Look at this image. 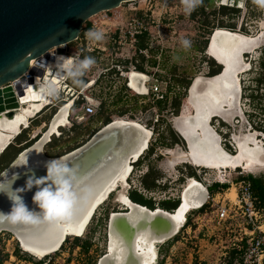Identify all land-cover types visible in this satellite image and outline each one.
<instances>
[{"label": "rangeland", "instance_id": "rangeland-1", "mask_svg": "<svg viewBox=\"0 0 264 264\" xmlns=\"http://www.w3.org/2000/svg\"><path fill=\"white\" fill-rule=\"evenodd\" d=\"M207 1L206 3L202 2L190 13L185 11L181 0H146L124 3L118 9L100 13L97 17L89 19L87 22L91 26L83 33L81 41L67 45V56L75 58L76 62L75 67L66 76L68 79L64 76L60 84L67 79L68 88L73 86L75 80L77 81L75 78H78L81 71L86 69L83 78L90 80V85L83 94L97 101L100 106L97 114L86 123L59 129L57 136L52 137L51 142L44 147L45 155L55 158L78 148L96 131L105 126V118L108 116L111 117L112 121L119 118L138 122L148 130L151 128L153 137L147 151L133 164V171L127 179V184L125 185V181L119 183L117 188L97 208L83 236L79 237L78 243L73 237H68L56 254L36 258L20 249L13 236L2 233L0 235L1 264H29L30 262L35 264L39 261H46L48 258L53 260L58 256L59 264L63 262V257L67 258L68 256L76 260L75 264H96L106 252L108 216L113 212L124 210L120 201L123 202V199L129 197L132 191H137L144 198L151 199L154 202V208H161V202L165 200H178L186 185L194 181L190 180L192 178L202 181L209 188L215 183L232 184L239 176L252 175L264 178V166L261 164V166L255 167L253 164L247 163V155L241 152L246 144L261 143L264 147V85L257 83L261 71L259 67L261 59L264 61V6L256 3L255 0H250L251 3L248 8L243 6V9L237 13L221 15V6L218 7L220 0ZM239 8H242L241 4ZM234 9L236 10V8ZM132 18L146 20L151 28V32L146 33L148 35L149 58L147 61H142L141 57H135L136 67H142L146 73L154 70L157 77L156 83L167 94L166 104L157 106L159 110L157 123H154L157 117L153 116V105L147 103L144 97L136 95L127 88L126 78L121 75L116 67L119 64L120 69L122 66L124 67V73L128 72L126 48H129V43L127 40H119L118 34H116L115 39L117 43H114L113 34L118 33L119 30H124ZM157 26H159L158 33ZM228 26H233V29L227 28ZM216 29L238 32L244 35L246 42L251 44L250 51L240 57L242 62L240 72L231 73L229 81H223L224 84L220 82L224 75L215 78L219 81H217L218 87L214 94L220 99V104L219 107L212 104V107L219 108V112L212 115L218 114L224 122L221 119H210L213 117L210 115L208 124L211 125L208 126L210 134L215 140V147L218 149L222 147L232 154V161L226 165L215 164L216 162L212 159L192 149L190 140L194 136L195 139L202 137L194 131L196 126L179 125V120L184 121L185 117L192 113L191 105L188 102L194 101L192 106L195 110L202 111L201 108H196L198 103H196L194 96L189 98L188 87L197 77H210L211 61H215L207 50V43L210 35ZM91 31L103 33L104 38L102 40L92 39L89 35ZM182 38L192 41L190 49L183 47L180 42ZM119 42L120 45H118ZM86 43L95 50L93 52L86 51ZM96 47L100 49L97 50ZM102 49L105 50L102 52L100 51ZM78 52L79 56L77 55ZM82 54L95 58V65L82 68L80 64L84 60L81 59ZM215 64L218 63L215 62ZM72 72H74V78L71 76ZM229 73L230 71L227 72V75ZM92 82L94 85L91 87ZM229 83L228 87L227 84ZM239 83L240 98L236 96ZM230 90L232 94L230 93V99L227 100L225 95L229 94ZM72 93L69 89L62 88L58 99L56 97L51 98L50 104L31 117L29 128L22 130L19 136L13 138L10 141L11 144L0 155L3 156L0 159V165L6 163L7 167L13 157L17 155L16 153L25 147L26 143L31 144L37 140L45 131L57 108L62 104L61 101L65 102L71 99ZM250 95L252 96L250 97ZM75 97L77 98V93ZM238 98L244 116L236 111ZM175 99L180 102V109L177 114L171 107ZM200 99L202 96L197 99L198 102ZM50 105L54 107L51 108ZM76 107H78L77 104ZM237 115L240 116V119H235ZM177 118L180 119L175 120ZM190 128H193V131ZM177 132L186 138L188 145H190L189 152ZM246 135L247 138L244 140ZM172 136H177L180 141L172 143ZM152 146H154V150L151 155H148ZM177 148H181L183 152L180 154L174 152ZM220 151L222 152L221 149ZM236 151L238 154L236 153L235 156ZM250 164L251 166H249ZM149 170H152L153 174L157 176V184H159V188L152 192L143 191L141 186V177ZM193 174L194 177H192ZM201 213L202 211H196L186 215L187 221L190 217V226ZM186 232L187 228L182 229L178 236L157 245L158 264L161 262V264H213L216 262L212 253L214 245H211V241L208 239L210 232H205L203 229L192 232L189 234L190 239L186 238ZM184 237L185 239H182ZM86 240L90 242V247L84 251L82 243ZM15 250H19L18 255H15Z\"/></svg>", "mask_w": 264, "mask_h": 264}, {"label": "water", "instance_id": "water-1", "mask_svg": "<svg viewBox=\"0 0 264 264\" xmlns=\"http://www.w3.org/2000/svg\"><path fill=\"white\" fill-rule=\"evenodd\" d=\"M136 1L145 0H0V120L13 119L15 110L20 108L12 83L27 73L31 62L36 67L45 69L55 61V55L67 54V45L79 40L83 26L89 19L118 9L124 3ZM250 47V43L241 34L213 31L207 50L215 49L213 60L221 66L220 73L215 76H221L232 65L240 68V57L247 54ZM136 75L133 86L130 85L131 78H126L127 88L138 96H144L147 90L139 94L138 89L145 88L147 77L140 72ZM215 76L194 79L188 87L189 98H193L195 93L211 91L213 86L210 81ZM64 107L66 104L57 108L41 136L0 172V213L9 214L13 201L18 200L19 196L30 211L40 213L41 210L33 202L36 188L19 191L26 179L32 175L45 176L46 161H59L61 165L66 164L73 169L69 176L73 201L67 213H61L52 220L38 218L17 222H10L6 216L0 215V233L13 236L20 249L23 250V245H26L31 250L42 253L43 257L56 254L69 236L79 238L80 236L74 235L85 232L97 208L113 192L114 186L125 175L128 165L131 163L133 166L152 139V134L148 136V132L140 124L115 120L96 131L78 148L59 157H48L44 153V147L59 132L54 130V126H57V130L67 126H60V111ZM69 110L70 108L66 113V124ZM196 116L193 111L188 117V123L198 124L200 130H206V120ZM213 116L221 119L218 114ZM200 120L203 122L202 126ZM208 134L209 140L204 137ZM204 136L201 141L196 140V149L207 156L218 153L210 133L207 131ZM181 139L186 149H189L188 142L183 137ZM220 149L230 154L222 147ZM176 150L183 151L181 148ZM241 152L264 165V147L261 144H246ZM54 178L57 183H62L63 172H58ZM209 196V187L197 179L182 190L179 205L173 211L161 208L151 210L127 196L125 202H120L124 210L108 216L106 252L96 264H143L150 260V264H158L157 245L178 236L187 223L186 215L202 210ZM183 207L186 210L182 220H177L176 214ZM139 242L144 243V248L138 247ZM147 248L150 252L145 250Z\"/></svg>", "mask_w": 264, "mask_h": 264}, {"label": "built area", "instance_id": "built-area-1", "mask_svg": "<svg viewBox=\"0 0 264 264\" xmlns=\"http://www.w3.org/2000/svg\"><path fill=\"white\" fill-rule=\"evenodd\" d=\"M220 6L227 8L239 7L238 0H220L218 7ZM151 23L153 24V22ZM156 28L158 33L159 26ZM150 29L149 23L146 20L141 18H132L128 21L124 30H119L118 33L115 32L113 34L114 36L112 40L114 43H117L115 41L116 34H118L117 38L119 40H127L129 43V48H126V60L128 61L127 64H129L127 68L128 72H123V66L121 67L122 69H120L119 64L116 66L124 78H127V75L133 71L138 72L136 68L137 61L135 60L137 55L144 57L145 61L149 58V49L139 50L137 53L136 44L138 36L151 32ZM121 44L124 45L123 43ZM118 45H120V42ZM96 49L99 50L100 48L96 47ZM85 50L93 52L95 49L86 43ZM104 50L105 49L100 51L103 52ZM122 50L124 49L122 48ZM77 55L79 56V52ZM71 60V67L68 72L64 73L65 77L75 67V58H71ZM80 64L81 67L84 68L82 62ZM140 73L145 74L147 77V81L145 82L147 93L141 97H144L147 103L153 105V116L157 117V119L154 120V123H157L159 112L157 106L160 101L166 99V91L156 83L157 77L154 70L150 73H146L145 71ZM67 79H65L63 83L61 82L60 85L61 89H69L70 93L73 92L71 99H68L65 102L63 100L61 101L64 105L71 102L66 127L79 126L86 123L91 117L95 116L100 105L97 101L92 98H88L83 94L85 91L84 88L80 92L68 88L66 83ZM74 92L77 93V98L81 96L84 99V102H82L78 107H76L77 98H74L76 94ZM59 95L55 93L53 97L58 99ZM149 131L153 137V130L150 128ZM230 188H233L235 191L234 200L228 198L226 194ZM202 229L205 232H210L208 239L211 241V245H214L212 253L214 258H216V262H213V264H264V205L261 204V202L253 195L252 186L249 181L241 180L233 182L232 184L230 183L228 188L225 190H220L210 194L208 202L203 208L202 213L199 214L198 218L191 226L189 225L187 227V232L185 234L187 236L186 238L190 237V233L201 231ZM1 234L2 233H0V235ZM182 239H185V237ZM12 240H14L13 237ZM232 255L233 259L231 262ZM63 258L64 259L61 264H75L76 260L70 256ZM51 259L52 258H48L45 261V264H59V256L53 260ZM29 264L34 263L30 262Z\"/></svg>", "mask_w": 264, "mask_h": 264}, {"label": "bare ground", "instance_id": "bare-ground-1", "mask_svg": "<svg viewBox=\"0 0 264 264\" xmlns=\"http://www.w3.org/2000/svg\"><path fill=\"white\" fill-rule=\"evenodd\" d=\"M215 31H218V33H220V32L223 33V32H227L229 30L216 29ZM232 32H234V31H232ZM234 33L237 34V35H240V33H238V32H234ZM242 36L244 37V35H242ZM209 52H210V55L212 56V59L215 58V55H216L215 49L211 48L209 50ZM55 57H56L55 58V61L53 63H49V65L45 69H43V70L40 69V68H38V67H36L31 62V65L29 66V69H28L27 73L24 76H22L20 79H18L15 82L12 83L13 92L15 93V96H16V98L18 100V103H19L20 108L18 110H15V116H14L13 119H11V120H6V119L0 120V155L7 149V147L9 146V144H11L10 141L13 138H15L16 136H19L20 133L22 132V130L29 128V125H30L29 124V119L31 117L35 116L37 113H39L43 107H45L46 105L50 104L51 103V98L53 97V95L55 93L57 94V92L60 91V89H61L60 88V85H61L60 84V81L63 79L64 73H66V72L69 71V68L71 67V61L72 60L67 55H55ZM240 62H241V58H240ZM61 63H63V64H61ZM241 68H242V62H241L240 68L239 67H234V65H232L231 68L227 67L226 71L221 75V77L223 75L224 76L222 77V79L220 80V82H223V81L226 82V80L228 82L229 81L228 79L231 76V73L234 72V74H236L237 72H240L238 69L241 70ZM228 71H230L229 75H227V72ZM136 73L137 72L133 71V72H131V73H129L127 75V78L128 77L131 78V84H130L131 86H133V83H134L133 82V78L137 76ZM43 75H45V77L43 78V81H42ZM218 77L219 76H215V78H218ZM199 78H201V77H197L195 79L199 80ZM215 78L212 81H210L211 84H212V86H213V89L211 91L205 90V91H202L200 93H195L193 95L194 98L197 101L196 103H198V105H197L196 108H201V110H202L201 112L196 111L195 108L192 106V103H194V101H192V103L191 102H188L191 105V106L189 105L191 107V111H192L191 115L193 114V111H195L196 114H197L196 117H198V119H205L206 120V123H205L206 130L209 133H210V130H209V126H208V122H209L208 120L210 118V115L212 117L213 116L212 114H214L216 112H219V108L212 107V104H213V106H218V107H219V104H220V102H219L220 99L217 96H215V94H214V92L216 91V88L218 87V82L217 81H219V80H215ZM225 82H223L222 84H224ZM46 85H50L52 87L53 91H51V92L47 91L46 88H45ZM229 85H230V83L227 84L228 87H229ZM136 89H138V88H136ZM138 92H139V94L140 93L143 94L144 92H146V88L140 87L138 89ZM228 93L229 94L225 95V98L227 100L230 99V93L232 94L231 90ZM203 95H205V96H203ZM201 96H202V99H200V102H198L197 99L200 98ZM208 96H209V98H208ZM216 100H217V102H216ZM214 101L216 103H214ZM202 102H205V103H202ZM51 106L52 105H50L49 107H51ZM70 106H71V102L68 103V104H66V107L62 108V110L60 111L61 112L60 115H62L61 123H60L61 125L60 126L67 125L65 118H66L67 109L70 108ZM189 116L190 115H188L187 117H185V120L184 121L179 120V125H182L183 124V126H186V125L189 124L191 126L192 124L191 123H188V121H187ZM213 117L214 118H217L216 116H213ZM180 118H177L175 120H178ZM217 119H219V118H217ZM128 122H130V121H128ZM134 123H137V122H134ZM172 123H174V122H172ZM199 123L201 125L203 123L202 120H200ZM209 125H211V124H209ZM193 126H196L194 131L198 132L197 134L201 135L202 137L204 136L205 132H207L204 129L203 130L202 129L200 130V128H198V126H199L198 124H193ZM56 128H57V126H54V130L56 132H58L59 130H57ZM144 129L148 132V136H151V132L147 128H145V127H144ZM190 129H192V131H193V128H190ZM211 132H212V126H211ZM177 133H178V135L181 138L183 137L179 132H177ZM202 137H200L198 140L201 141L202 140ZM204 137L207 138V140L210 139L209 134L207 136H204ZM184 139L186 140V138H184ZM212 139H213V144L215 146V140H214V138H212ZM196 140L197 139H195V136H194L193 139L190 140V145L192 146V149H194L196 152H199L196 149L197 146H198V145H195L196 144ZM149 144H150V142H148V144H147V149L149 148ZM215 149L218 150V153L213 154L211 156H207V155H205V156L207 158H210L213 161H215L216 162L215 164H220V165L230 164L229 162L232 161V157H231L232 154H229L228 155L225 152H224L225 153L224 154L223 151L221 152L220 149H218L217 147H215ZM146 150L144 152H146ZM186 150L188 152L190 151L189 149H186ZM175 151L178 152L179 154L183 152V151L179 152L177 150H174V152ZM144 152H143V154H144ZM236 153H237V151L234 153L235 156H236ZM247 157H246L247 158V161H248L247 163H251L255 167L261 166V164H259L256 161L255 158H252L250 156H247ZM251 164L249 166H251ZM132 171H133V166L130 163L128 165V168H127V171H126L125 175L114 186V190L117 188V186H118L119 183H123L125 181L126 182L125 185L127 184V179L129 177V175L132 173ZM190 180H194V181H191L189 183V185L195 182V179H193V178L190 179ZM226 194H227V196H229V198L231 200H234V198H235V191H234L233 188H230L226 192ZM125 200H126V197L123 199V202H125ZM185 210L186 209L183 207V208L180 209V211H178V213L176 214L177 220H182V215H183V213H184ZM66 229H68V228H66ZM77 233H80V231H78ZM83 234L82 235L75 234L74 236H78V237L80 236V237H82ZM69 237H72V236H69ZM138 247L139 248H144V243L139 242ZM145 250L146 251L147 250L149 251L148 248L145 249ZM23 251L26 252V253H28V254H30L33 257H36V258H42L44 256L42 253H39V252H36V251L31 250V248H29L26 245H23ZM153 255H155V253ZM150 259H152V258H150ZM150 261H145V262H143V264H150Z\"/></svg>", "mask_w": 264, "mask_h": 264}, {"label": "clouds", "instance_id": "clouds-1", "mask_svg": "<svg viewBox=\"0 0 264 264\" xmlns=\"http://www.w3.org/2000/svg\"><path fill=\"white\" fill-rule=\"evenodd\" d=\"M202 2L203 0H181L185 11L189 13L200 6ZM246 2L247 0H238V6L241 4L242 8L236 7V9L242 10ZM255 2L264 6V0H255ZM89 35L94 40H102L104 38L103 33L97 31H91ZM180 42L185 49H190L192 46V41L189 39L182 38ZM95 63V58L90 56H86L82 61L85 68L95 65ZM74 83L79 84L81 81ZM45 88L49 92L53 91L50 85H46ZM45 168V176H29L25 181V185L19 189L20 192H24L30 191L34 187L36 188L33 194V202L38 206L41 212L35 213L30 211L23 202L22 197L19 196L18 200L13 201L11 212L9 214L0 213V215L6 216L10 222H17L21 220H35L38 218L52 220L57 218L59 214L68 212L72 207L73 201V193L69 188V176L73 173V169L66 164L61 165L59 161H46ZM60 171L63 172V182L57 183L54 177L55 174ZM49 177L53 178L49 179Z\"/></svg>", "mask_w": 264, "mask_h": 264}, {"label": "trees", "instance_id": "trees-1", "mask_svg": "<svg viewBox=\"0 0 264 264\" xmlns=\"http://www.w3.org/2000/svg\"><path fill=\"white\" fill-rule=\"evenodd\" d=\"M203 2L206 3L208 1L207 0H203ZM250 3H251V1L250 0H247L245 6H247V8H248L249 5H250ZM237 12H239L238 9L235 10L234 8H231L230 9V8H227V7H221V11H220L221 15H227L229 13L233 14V13H237ZM89 28H90V24L87 22L85 24V27L83 28L82 33L80 34V37ZM221 28H222V26H221ZM227 28L233 29V26H231V27L228 26ZM147 36L148 35L146 33L138 36V38H137V44H136V52L137 53H138L139 50L148 49ZM86 56H88V55L87 54H82L81 59H84ZM137 56L141 57V60L142 61H145L144 57H142L140 55H137ZM124 63H126V62H124ZM76 67H77V64H76ZM259 67H260L261 71H260V76L257 78V83H258V85H264V61L262 59H261V62H260ZM136 68L140 72H143L144 71L142 67H138L137 66ZM210 68H211V72H210V75H209L210 77L219 74L220 71H221V66L215 64V62H213V61H211ZM85 71H86V69H83L81 71L80 75L78 76V78L77 77L75 78V79H77V81L75 80V82H80L81 81V83H79V84H77V83L72 84L73 86H71L72 87L71 89H74L75 91L80 92L90 82V80H86V79L83 78V76L85 75ZM71 74H72L71 75L72 78H74L75 77L74 76V72H72ZM251 96L252 95H250V97ZM78 99L76 101V104L79 106V104H81L82 102H84V99H82L81 96H79ZM166 101H167V97L163 101H160L158 103V105H160V104H166ZM171 107L175 111V113L177 114L178 111H179V109H180V102H178L175 99L173 101V104H172ZM119 117H121V116H119ZM115 120H122V119L117 118V119H114L113 121H115ZM125 121H128V120H125ZM110 122H112V120H111V117L108 116V117L105 118L104 125H106V124H108ZM130 122H135V121H130ZM177 141H180V139L177 136H174V137L172 136V143H176ZM31 144L30 143H28V144L26 143L25 147L22 148V149H20V151L18 153H16V154L18 155L22 150H24L25 148H27ZM153 150H154V146L151 147V149L148 152V155H151V153L153 152ZM17 155H15L13 157V159ZM1 157H3V156H0V159H1ZM0 164H1V161H0ZM5 164L3 163V165H0V168H1L0 169V172H2L5 169V167H6ZM192 177H194V174H193ZM241 180H247V181H249L251 183L253 195L261 202V204L264 205V178L263 177H254L252 175L239 176L237 179H235V182H238V181H241ZM157 181H158L157 176L153 174L152 170L147 171V173L144 174L141 177V186H142L143 191L145 190V191H151L152 192L156 188H159V184H157ZM228 185L229 184L215 183V184H213L209 188L210 194H213V193H215L217 191H220V190H225L226 188H228ZM129 198L133 202L138 203L140 205H143V206H145V207H147V208H149L151 210L152 209H155L154 208V202L151 199L144 198L137 191H132L130 193V195H129ZM178 205H179V199L178 200H174V201L173 200H165V201L161 202V205L160 206H161V209H164L166 211H173V210H175L178 207ZM202 210H200V211H202ZM188 218L190 219V217H188ZM189 219H188V221H187L184 229H186L189 226ZM74 240H75L76 243H78L80 241L79 238H74ZM82 245H83L84 251H87L89 249V247H90V242L88 240H86L84 243H82ZM18 251L19 250H15V255H18V253H19ZM232 259H233V255L231 256V262H232ZM1 263H2V260L0 259V264ZM35 264H45V261H42V262L39 261V262H36Z\"/></svg>", "mask_w": 264, "mask_h": 264}, {"label": "flooded vegetation", "instance_id": "flooded-vegetation-1", "mask_svg": "<svg viewBox=\"0 0 264 264\" xmlns=\"http://www.w3.org/2000/svg\"><path fill=\"white\" fill-rule=\"evenodd\" d=\"M241 88H240V83H239V88H238V91H237V94H236V96H239V90H240ZM239 98H240V96H239ZM238 98V101H237V110L236 111H238V112H240L241 113V115L242 116H244V114H243V111H242V109H240L241 107H240V99ZM63 105V103L61 104V106ZM60 107V106H59ZM235 107H236V105H235ZM214 119H217V118H213V120ZM235 119H240V116L239 115H237L236 117H235ZM221 121H223V120H221ZM240 121H243V120H240ZM224 122V121H223ZM255 135V134H254ZM247 138V135L243 138L244 140ZM242 139V140H243ZM257 141L256 142H258V139H256ZM260 143V142H259ZM261 144V143H260ZM190 165H193V164H191V163H189ZM196 167H198V166H196Z\"/></svg>", "mask_w": 264, "mask_h": 264}, {"label": "crops", "instance_id": "crops-1", "mask_svg": "<svg viewBox=\"0 0 264 264\" xmlns=\"http://www.w3.org/2000/svg\"><path fill=\"white\" fill-rule=\"evenodd\" d=\"M238 10H239V9H238ZM96 17H97V16H96ZM90 26H91V24H90ZM81 39H82V38L80 37L78 41H81ZM102 50H103V49H102ZM143 72H144V71H143ZM88 84H90V83H88ZM91 84H92V85H91V87H92V86L94 85V83L92 82ZM91 87H90V88H91ZM69 88L71 89V87H69Z\"/></svg>", "mask_w": 264, "mask_h": 264}]
</instances>
